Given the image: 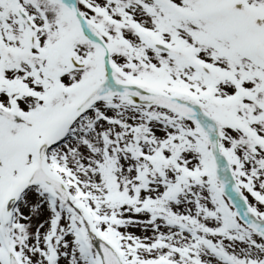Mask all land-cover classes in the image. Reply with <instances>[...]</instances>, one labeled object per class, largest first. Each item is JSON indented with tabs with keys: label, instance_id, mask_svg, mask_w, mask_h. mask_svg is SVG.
I'll use <instances>...</instances> for the list:
<instances>
[{
	"label": "rangeland",
	"instance_id": "1",
	"mask_svg": "<svg viewBox=\"0 0 264 264\" xmlns=\"http://www.w3.org/2000/svg\"><path fill=\"white\" fill-rule=\"evenodd\" d=\"M74 1L77 14L69 1L0 0V105L22 115L16 125L0 119V264L8 248L20 264H101L97 236L124 264H264V233L235 208L203 126L120 94L70 124L106 74L104 49L90 38L102 40L116 85L199 108L264 221V51L254 48L264 47V0ZM161 42L179 53L154 50ZM45 143H56L46 170L71 204L47 186L26 189Z\"/></svg>",
	"mask_w": 264,
	"mask_h": 264
},
{
	"label": "water",
	"instance_id": "2",
	"mask_svg": "<svg viewBox=\"0 0 264 264\" xmlns=\"http://www.w3.org/2000/svg\"><path fill=\"white\" fill-rule=\"evenodd\" d=\"M18 15L23 19L24 23L29 26L30 21L28 20L26 14L20 9L17 8ZM259 25L264 27V17L259 21ZM256 48L258 50H262V46L257 44ZM158 51L163 53H171L175 52L173 47H169L165 44L158 45L156 47ZM106 64H109V55L106 53L105 57ZM204 68L208 66L206 64L203 65ZM113 93H120L125 97H130L134 99L140 105H151L161 109H164L168 112H171L185 120H191L200 122L205 126V129L212 135L213 142V157L216 161L217 168L221 175H223L227 180V187L230 193L234 196L237 201V206L239 209L245 211V218L247 223L254 229H263L264 223L254 220L250 217L247 208L242 202L241 196L239 194L238 188L235 182L227 177L226 172L224 171V165L219 159V151L217 148V131L210 124V122L200 113L198 108L195 106H191L188 104H184L179 100L162 95V94H150L146 93L136 87L126 85L117 87L112 81V72L108 71L106 77L97 84V86L89 93V95L79 104L77 109V114L75 120L79 119L81 116L89 113L91 111V107L95 104L99 103L102 99L106 97H110ZM0 118L11 123L18 124L20 120L19 114L13 111L6 110L0 107ZM50 149L48 145H43L37 153V163L35 169L28 181L27 188H31L36 184L45 183L52 188V190L65 202H70V195L68 191L65 189L64 184L50 175L44 169V162L46 158V153ZM14 201H12L9 205V208L12 207ZM142 212L149 213H159L160 209L156 208H144L141 210ZM95 250L100 256L102 264H123L121 258L117 254V252L111 248L104 240L101 238H96L92 242ZM8 264H19L18 260L14 256L12 251L8 252Z\"/></svg>",
	"mask_w": 264,
	"mask_h": 264
}]
</instances>
